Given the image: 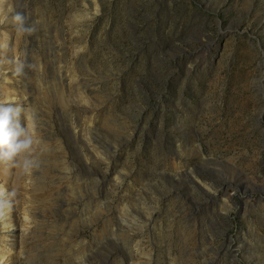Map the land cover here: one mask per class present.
Returning <instances> with one entry per match:
<instances>
[{
	"label": "rangeland",
	"instance_id": "obj_1",
	"mask_svg": "<svg viewBox=\"0 0 264 264\" xmlns=\"http://www.w3.org/2000/svg\"><path fill=\"white\" fill-rule=\"evenodd\" d=\"M5 97L41 118L7 264H264V0H3Z\"/></svg>",
	"mask_w": 264,
	"mask_h": 264
},
{
	"label": "clouds",
	"instance_id": "obj_2",
	"mask_svg": "<svg viewBox=\"0 0 264 264\" xmlns=\"http://www.w3.org/2000/svg\"><path fill=\"white\" fill-rule=\"evenodd\" d=\"M14 21L18 31H32L24 13L16 12ZM25 67V62H17L14 74L23 75ZM40 124L41 118L35 109L20 105L9 97L0 99V165L4 166L6 174L16 168L21 174L31 176L34 170L39 169L41 161L35 152L41 142L38 137ZM16 195L15 188L9 191L0 184V219L10 215Z\"/></svg>",
	"mask_w": 264,
	"mask_h": 264
},
{
	"label": "bare ground",
	"instance_id": "obj_3",
	"mask_svg": "<svg viewBox=\"0 0 264 264\" xmlns=\"http://www.w3.org/2000/svg\"><path fill=\"white\" fill-rule=\"evenodd\" d=\"M2 1L3 0H0V6L2 4ZM5 37V36H4ZM0 222H1V225L4 227H6V231L8 233H13V231L11 229H9L10 225H11V221H10V217H6V218H3V219H0ZM6 234L5 232L1 235L2 237H4ZM6 237V236H5ZM4 246H0V249H3V251H0V253L2 252H5L6 254V257L4 259V261H1L0 264H7V257H8V253H9V250L12 248V243L7 241L6 239L4 240ZM0 259L2 260L3 259V256L0 255Z\"/></svg>",
	"mask_w": 264,
	"mask_h": 264
}]
</instances>
